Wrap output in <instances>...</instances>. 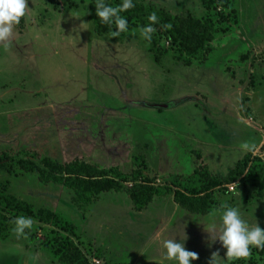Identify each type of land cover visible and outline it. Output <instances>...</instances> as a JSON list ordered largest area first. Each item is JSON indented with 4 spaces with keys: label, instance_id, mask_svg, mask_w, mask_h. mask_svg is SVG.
Masks as SVG:
<instances>
[{
    "label": "rangeland",
    "instance_id": "rangeland-1",
    "mask_svg": "<svg viewBox=\"0 0 264 264\" xmlns=\"http://www.w3.org/2000/svg\"><path fill=\"white\" fill-rule=\"evenodd\" d=\"M134 1L172 16H205L198 0ZM90 2L28 0L23 31L14 28L11 47L0 44V157L84 162L119 191L75 204L63 186L17 168L0 172V197L26 203L34 215L54 214L49 224L30 217L32 228L18 236L13 221L21 215L0 210V264H59L55 248L67 240L91 263L172 264L162 259L161 239L179 242L183 233L186 249L198 253L190 264H210L215 252L223 264H264L255 248L247 260H227L205 231L222 203L264 229V0H233L207 61L189 67L164 42L157 66L140 30L97 36ZM244 142L256 144L255 154L241 151ZM199 165L222 182L244 168L234 193L209 197L208 215L190 214L169 196L133 211L130 194L142 179L163 187Z\"/></svg>",
    "mask_w": 264,
    "mask_h": 264
},
{
    "label": "trees",
    "instance_id": "trees-1",
    "mask_svg": "<svg viewBox=\"0 0 264 264\" xmlns=\"http://www.w3.org/2000/svg\"><path fill=\"white\" fill-rule=\"evenodd\" d=\"M105 3L115 6L122 1ZM200 6L205 11L202 19L192 17L172 16L167 11L154 5H141L134 1L135 7L122 12L121 15L128 20V31L140 30L146 26L148 16L153 12L157 14L159 22L152 25L155 32L152 34L151 41H147L150 46L149 53L152 54L154 63L161 67L163 58L167 54L161 42L167 44V48L177 50L183 56L182 62L186 67L194 62L204 63L212 53L211 43L214 36L219 32L218 25L229 20V15H225L233 0H198ZM96 0H91L88 10L93 24L94 33L99 36L112 35L115 25L104 24L96 15ZM74 7V6H70ZM235 15V11H232ZM219 18L214 22L212 16ZM24 18L15 29L19 34L23 31ZM164 25H170L165 29ZM181 60V59H180ZM245 168V164L243 166ZM19 170L17 175H37L41 184H55L73 191V203L89 205L97 201L101 194L119 191V183L108 178L105 171L96 166L86 164L80 161H73L63 165L53 162L48 158L37 161L26 158L13 159L3 155L0 157V172L11 173ZM235 170L236 174L227 182L220 181L214 175H211L206 167L199 165L193 173L187 177H177L171 183L163 187H154L149 179L142 181L131 192V202L133 211L136 214L142 213L153 202L156 197H172L173 202L181 209L193 215L206 216L211 212L207 203L209 197L218 191H225L226 185L235 181L236 176L244 171ZM134 181L141 177L137 172L134 173ZM125 182L127 180L123 179ZM122 181V182H124ZM0 210L9 211L18 215L35 217L38 222L49 224L54 219V214L49 210H39L35 215L30 207L23 202L17 201L12 197H0ZM0 216V221H1ZM59 264H92L85 259L81 250L72 241L58 242L56 246ZM258 255H264V249H257Z\"/></svg>",
    "mask_w": 264,
    "mask_h": 264
},
{
    "label": "clouds",
    "instance_id": "clouds-1",
    "mask_svg": "<svg viewBox=\"0 0 264 264\" xmlns=\"http://www.w3.org/2000/svg\"><path fill=\"white\" fill-rule=\"evenodd\" d=\"M135 7L134 0H122L120 4L112 6L104 2V0H96V15L104 24L115 25V31L112 36H119L121 33L128 31V20L122 16V12H127ZM31 11L28 8V0H0V44L5 48H9L13 44L14 28L19 25L22 18ZM149 23L140 28L143 39L151 41L155 28L152 26L159 22L156 13L148 16ZM165 29L170 25H164ZM241 151L244 153L255 154L257 146L254 143L244 142L240 145ZM210 215L213 220L205 231L210 235L213 242L219 241L224 249H226L227 260H247L251 257L252 248L264 249V229H262L256 221L255 226L250 225L243 219L241 210L238 207L230 206L222 203L217 210H213ZM219 215V222H216V216ZM15 224L14 231L18 236L24 235L26 229H31L34 221L30 217L18 216L13 221ZM160 235L159 233L157 234ZM177 236H169L161 239V246L164 249L163 260L172 262V264H190L198 259V253L189 251L185 247L187 236L183 233L180 241ZM224 260L219 257V253L212 255L210 264H223ZM156 264H162L156 261Z\"/></svg>",
    "mask_w": 264,
    "mask_h": 264
},
{
    "label": "built area",
    "instance_id": "built-area-1",
    "mask_svg": "<svg viewBox=\"0 0 264 264\" xmlns=\"http://www.w3.org/2000/svg\"><path fill=\"white\" fill-rule=\"evenodd\" d=\"M264 145V143L262 144ZM237 181H233L230 184L226 185V191H229L230 193H234L235 189H237ZM92 264H99L98 262H94Z\"/></svg>",
    "mask_w": 264,
    "mask_h": 264
},
{
    "label": "crops",
    "instance_id": "crops-1",
    "mask_svg": "<svg viewBox=\"0 0 264 264\" xmlns=\"http://www.w3.org/2000/svg\"><path fill=\"white\" fill-rule=\"evenodd\" d=\"M1 91V90H0ZM3 91H5V89H3ZM7 92H8V90H6ZM10 91V90H9ZM3 99V98H2ZM11 102H12V100H10ZM1 102V101H0ZM22 102V101H21ZM27 103H28V101H27ZM149 108H151V107H149ZM59 131V130H58ZM261 198H259V200H260Z\"/></svg>",
    "mask_w": 264,
    "mask_h": 264
}]
</instances>
